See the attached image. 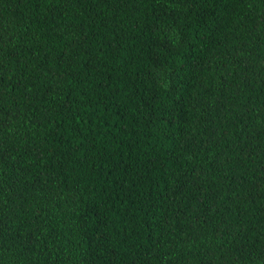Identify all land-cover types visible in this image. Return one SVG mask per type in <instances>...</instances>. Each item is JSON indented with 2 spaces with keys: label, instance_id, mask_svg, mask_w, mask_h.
<instances>
[{
  "label": "trees",
  "instance_id": "obj_1",
  "mask_svg": "<svg viewBox=\"0 0 264 264\" xmlns=\"http://www.w3.org/2000/svg\"><path fill=\"white\" fill-rule=\"evenodd\" d=\"M0 264H264V0H0Z\"/></svg>",
  "mask_w": 264,
  "mask_h": 264
}]
</instances>
